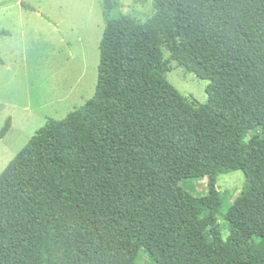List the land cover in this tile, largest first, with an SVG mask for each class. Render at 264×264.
<instances>
[{
  "label": "trees",
  "instance_id": "trees-1",
  "mask_svg": "<svg viewBox=\"0 0 264 264\" xmlns=\"http://www.w3.org/2000/svg\"><path fill=\"white\" fill-rule=\"evenodd\" d=\"M154 5L108 22L94 97L0 175V264H264V0ZM163 47L209 82L206 103L167 80ZM236 171L247 185L224 213L217 180ZM201 178L204 195L181 185Z\"/></svg>",
  "mask_w": 264,
  "mask_h": 264
},
{
  "label": "rangeland",
  "instance_id": "rangeland-1",
  "mask_svg": "<svg viewBox=\"0 0 264 264\" xmlns=\"http://www.w3.org/2000/svg\"><path fill=\"white\" fill-rule=\"evenodd\" d=\"M0 130L9 118L11 130L0 141V175L50 119L62 120L91 100L98 84L100 43L109 21L129 15L145 22L156 14L154 0H0ZM35 8L25 9L21 3ZM167 80L187 99L208 100L209 82L188 73L163 47ZM249 137L246 141H249ZM183 188L195 196L208 192V179H184ZM247 185L243 172L224 173L217 188L225 213ZM224 240L228 224L219 216ZM138 264H154L141 253Z\"/></svg>",
  "mask_w": 264,
  "mask_h": 264
}]
</instances>
